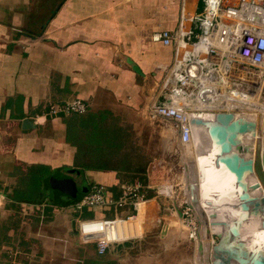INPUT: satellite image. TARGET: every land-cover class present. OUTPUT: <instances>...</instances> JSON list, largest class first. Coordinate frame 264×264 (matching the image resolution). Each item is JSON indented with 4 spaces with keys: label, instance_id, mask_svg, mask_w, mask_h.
Wrapping results in <instances>:
<instances>
[{
    "label": "crops",
    "instance_id": "1",
    "mask_svg": "<svg viewBox=\"0 0 264 264\" xmlns=\"http://www.w3.org/2000/svg\"><path fill=\"white\" fill-rule=\"evenodd\" d=\"M43 1L34 5L30 0H0V181L6 196L46 168L65 173L76 194L87 192L94 183L103 184L114 197L122 184L142 179L152 187L149 167L136 165L135 154L126 149L131 142L126 127L134 130L142 120L149 121L147 107L168 92L165 75L174 62V49L153 40V34L173 31L179 24L187 31L202 1L58 0L46 9ZM126 58L143 75L134 72ZM75 97L89 104L87 112L44 114L50 104ZM76 158L87 159L91 166L98 164L97 159L109 160L102 169L80 171ZM64 166L72 171L61 169ZM54 196L57 205L47 199L30 203L7 197L0 209H19L23 229L36 213L41 223L46 213L55 217L58 209L72 207L63 205L72 198L69 195L54 188ZM152 202L158 204L150 198L151 208ZM49 206L52 210L46 212ZM75 213L66 214L69 220L53 230L56 236H45L38 223V237L70 243V236L65 237ZM100 214L101 210L92 211ZM75 226L74 222V230ZM133 243L114 245L103 254L91 247L97 255L129 249L132 253ZM136 260L134 264L141 263L139 257Z\"/></svg>",
    "mask_w": 264,
    "mask_h": 264
},
{
    "label": "built area",
    "instance_id": "2",
    "mask_svg": "<svg viewBox=\"0 0 264 264\" xmlns=\"http://www.w3.org/2000/svg\"><path fill=\"white\" fill-rule=\"evenodd\" d=\"M201 1L202 8L193 15L187 31L179 24L173 31L153 34V40L173 47L174 62L165 75V82L169 84L166 96L149 105L146 115L150 120L169 122L177 133V146L182 150L193 144L199 129L206 134L191 124L190 118L211 119L217 111L239 115L251 112L255 106L257 127L264 134V0ZM187 99L193 103L185 102ZM87 108L85 100L75 97L50 104L44 114H82ZM171 186L160 185L157 196L170 197ZM148 188L140 181L122 184L114 197L103 184H92L72 205L74 212H78L77 241L95 246L97 253L103 254L114 245L138 238L140 234L122 237L120 231L125 230L126 223L142 220L140 215L143 216L150 199L145 194ZM6 199L0 181V208ZM97 209L101 210L98 216L82 214L84 210ZM181 214L197 248L195 232L199 221L187 201ZM4 264L16 262L10 258Z\"/></svg>",
    "mask_w": 264,
    "mask_h": 264
},
{
    "label": "rangeland",
    "instance_id": "3",
    "mask_svg": "<svg viewBox=\"0 0 264 264\" xmlns=\"http://www.w3.org/2000/svg\"><path fill=\"white\" fill-rule=\"evenodd\" d=\"M30 1L34 5L40 3V0ZM43 2L42 6L45 9L58 4V0H44ZM176 2L177 0H174V4ZM179 20L177 25L180 23ZM256 129L258 133L255 147L259 142L258 127ZM126 130V138L131 141H127L126 149L135 154L133 160L136 165H145L144 170L149 167L152 187L148 188V194L158 203L156 205L155 202H152V208L151 204L150 207L146 206L147 211L145 210L143 221L141 220L142 233L138 238L130 241H135L133 243L135 245L131 248L134 251L131 253L128 248L130 250L128 253L124 250H117L105 255H97L91 245H82L77 241L74 230L75 216L71 221L73 228H71L68 237H65L68 240L70 236V243L52 238L50 241L44 242L42 237L57 235V230H53L57 229L61 223L65 224V220H69V216L66 214L73 215V207L58 209L56 214L52 212L55 217L46 213V217L41 223L36 220V213L35 216H32V221H29L22 229L19 209L12 206L0 209V264H4L10 258H13L16 264L22 262H28V264H134L137 257L141 261L140 264H146V262L149 264H195L197 248L188 235L186 222L182 221L180 212L182 206H185V201H191L189 190V175L191 174H188L190 169L196 172L195 180L198 181L197 161L190 154H185L184 150L187 148L182 150L177 146V133L167 121L145 119L134 130L129 127H126ZM186 158L191 161L190 169L185 164ZM164 184L172 185L170 197L157 196L156 190ZM196 184L198 187V183ZM168 189L170 190V187ZM38 223H40L39 227L45 230L43 232L45 236L42 234L38 237ZM21 229L24 233L21 232ZM209 237H212V243L217 240L213 234H210ZM197 243L198 241H196ZM7 250L10 251L7 252Z\"/></svg>",
    "mask_w": 264,
    "mask_h": 264
},
{
    "label": "water",
    "instance_id": "4",
    "mask_svg": "<svg viewBox=\"0 0 264 264\" xmlns=\"http://www.w3.org/2000/svg\"><path fill=\"white\" fill-rule=\"evenodd\" d=\"M225 58L226 54L223 55L222 60L224 61ZM126 62L134 72L143 75L139 66L130 58H126ZM190 123L202 128L214 142L217 147L215 162L222 161L229 174L233 176L232 183L237 197V201L233 203L237 212L228 218L230 220L222 223V229L219 232H210L208 223L206 234L215 235L217 240L211 245L207 262L209 264H264V234L258 233L259 231L251 233L249 228L253 221L264 226V157L259 144L255 148L246 137L248 134L253 136L256 122L245 116H237L230 111H217L213 118L207 120L192 116ZM66 170L72 171L69 168ZM253 174L260 184L251 181L250 177ZM50 185L72 198L76 196L75 184L65 173L59 171L53 173ZM258 185L262 186V192L255 194L253 190ZM187 203L200 222L193 204ZM201 252L202 246L198 244V257Z\"/></svg>",
    "mask_w": 264,
    "mask_h": 264
},
{
    "label": "bare ground",
    "instance_id": "5",
    "mask_svg": "<svg viewBox=\"0 0 264 264\" xmlns=\"http://www.w3.org/2000/svg\"><path fill=\"white\" fill-rule=\"evenodd\" d=\"M185 11L186 8H184V12ZM182 17L183 19L185 18L184 14ZM185 102L190 104L193 103V101L190 99L185 100ZM252 109L253 110L251 112H241L238 114L255 121L257 127L258 109L255 106H253ZM253 132H255L253 136L248 134L246 137L253 143L255 147V139L258 133L257 129L255 128ZM260 133L261 132L259 131L258 144L260 146L261 154L264 157V134ZM216 151L217 147L215 146L214 142L207 136V134L201 132L200 129L194 135L193 144L184 150L185 154H190L194 157V160L197 161L199 168L197 181L195 180L196 172H193V170L190 169L192 167L191 161L188 160L189 158L185 159V164H187L191 170L188 173L191 174L189 175V190L191 194L190 203L193 204L195 212L200 218V225L197 228L198 231H196L195 237L196 241H198L196 244L197 247L198 244L202 246V252L200 253V257H198L196 252V260H194L195 264H209L207 262V258L210 256L211 245L213 243L212 237H209L210 235L206 234V231L208 230V223L210 232H219L222 229V223L230 220L228 218L232 217L234 213L237 212L235 204H233L237 201L236 193L233 187L234 185L232 183L234 178L229 174V171L225 168L222 161H218V163L215 162ZM250 178L254 183L256 182V184H260L259 180H257V177L254 174ZM196 183H198L199 188L196 186ZM259 191L262 192L261 185H258V187L253 190V193L259 194ZM140 217L143 218L142 214ZM203 220H205V222ZM249 228L251 233L254 231H259L258 233L261 234L263 232L264 234V226H261L256 221L251 222ZM121 230L122 231H120V235L122 237H129L132 234L139 235L143 230L141 220L139 219V222L135 221L130 224L126 223L125 230L122 228Z\"/></svg>",
    "mask_w": 264,
    "mask_h": 264
},
{
    "label": "trees",
    "instance_id": "6",
    "mask_svg": "<svg viewBox=\"0 0 264 264\" xmlns=\"http://www.w3.org/2000/svg\"><path fill=\"white\" fill-rule=\"evenodd\" d=\"M202 8V2L199 3V11ZM89 107V104H88ZM88 110V108H87ZM87 112V111H86ZM106 160L97 159L95 162H98L97 165L91 166L89 165V162L87 159H81L78 160V158L75 159V167H79L80 171H83L87 168H94V169H102L106 167ZM115 160V159H114ZM128 161V160H127ZM117 162V161H116ZM41 167H39L40 169ZM61 169H68L67 166H64ZM144 169V168H143ZM60 170V169H59ZM55 172H58L57 170H50V168H46V171L33 173L31 176L25 178L23 183H25V187L21 189H14L11 193L7 194V197L11 198L15 201H25L30 203H41L43 200L47 199V203L50 205H57L59 204L58 201L55 199L54 196V188H51L50 182H51V175ZM143 185H145L146 180H140ZM146 186V185H145ZM89 187V186H88ZM145 190V189H144ZM84 193L86 192H79V194H76L74 198H71L69 202L64 203L63 205H73L75 201H77ZM146 196L150 197L148 194V189L145 190ZM52 207L49 206L45 209L46 212L51 211ZM77 215V212L75 213ZM84 216H93L92 211H83Z\"/></svg>",
    "mask_w": 264,
    "mask_h": 264
}]
</instances>
